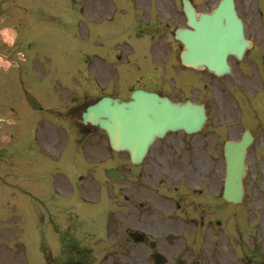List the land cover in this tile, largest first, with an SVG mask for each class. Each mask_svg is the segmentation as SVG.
Instances as JSON below:
<instances>
[{
    "label": "rangeland",
    "instance_id": "obj_1",
    "mask_svg": "<svg viewBox=\"0 0 264 264\" xmlns=\"http://www.w3.org/2000/svg\"><path fill=\"white\" fill-rule=\"evenodd\" d=\"M162 1L157 2L156 11L165 15L164 10L160 9L163 7ZM197 1L203 10L213 7L217 0ZM17 2L19 39L15 50L21 51L22 59L17 55L12 56L14 65L8 70H1L0 78V98L5 104V108L1 109L3 120L0 127L10 138L9 142L4 141L3 144L13 152L7 158L6 165L9 167H0V234H16L22 238L25 247H30L32 235L38 234L36 214L40 208L43 212L44 208H51L52 192H66L71 184L76 183L79 174L86 173L87 168L92 166H130L128 154L114 153L103 130L93 128L90 136L84 138L58 121L59 114L54 110H62L61 104L67 102L60 95L65 92L64 96L70 99L68 105L90 102L95 95L103 93L127 100L132 88H168L171 86L168 76L176 74L180 68L176 66L178 63L174 54L169 57L170 52L174 53L175 50L176 56L179 55L178 45L171 34L165 39L162 34L152 41L150 35L138 36L137 30L145 29L149 34V28L132 22L135 10L128 0ZM164 2L167 13L176 5L180 7L178 0ZM237 5L254 20L256 10L259 20L264 22V0H237ZM167 21L172 22L171 18ZM256 21L260 23L258 19ZM117 55H122V60L118 61ZM155 75L157 78L153 80ZM207 77L210 83L208 90L191 88L189 93L198 95V99L208 105L211 118L206 130L210 131L205 130L198 136L211 135L214 145L211 152H215V157H207L203 153L193 156L179 147L175 150L182 175L174 184L164 180L160 186L165 187L160 189L161 192L169 191L175 199L161 195L158 198L160 203H156L142 195L141 183L137 190H122L121 194L124 195L131 192L132 200L125 202L121 196L117 201L116 223L120 227L117 233L125 230L133 221L142 222L143 227L150 223L153 228L152 220L146 215L152 204V209L162 218L161 226L165 233L171 230L174 234H211L202 229L201 224L198 226V223L187 219L195 206L190 203L191 198L186 191H192L202 183L206 163L215 173V183L220 181L224 163L223 140H235L240 136L242 111L239 76L236 79L228 76L217 78L214 75ZM203 86L205 84L200 82L198 88L203 89ZM167 90L173 92L171 88ZM16 97L20 100L19 104ZM256 98H261L264 106V92ZM9 118L11 122H7ZM261 141L260 138L259 143ZM258 146V143L254 144L252 150H257ZM151 157L149 155V159ZM198 160L200 164H196ZM247 163V183H264V158H254L250 153ZM36 166L47 169L48 178L43 176L46 172L39 169L35 171L38 175L34 180L31 169ZM190 168L194 170L196 181L191 180ZM136 179L143 181L142 175H136ZM175 186L177 188L174 190ZM261 187L264 201V185ZM175 200L182 203L179 209ZM211 205H220V202L215 200ZM254 205L257 214L264 220V203ZM198 208L201 209L200 206ZM215 230V234H221L218 228Z\"/></svg>",
    "mask_w": 264,
    "mask_h": 264
},
{
    "label": "flooded vegetation",
    "instance_id": "obj_2",
    "mask_svg": "<svg viewBox=\"0 0 264 264\" xmlns=\"http://www.w3.org/2000/svg\"><path fill=\"white\" fill-rule=\"evenodd\" d=\"M134 1L129 0L130 3ZM11 2L12 0H0V53L2 50H8L4 53L13 59L12 56L17 53L15 49L19 34L16 27V2L14 6ZM141 10L145 11L144 15L149 19H134L137 24L149 25L152 15L156 16L155 24H160L157 18L159 15L162 16L161 20L164 22L160 25L164 26V30L172 31L177 26L187 24L182 7L170 8L167 13L163 5L166 13L163 15L162 12L153 11L151 3L148 2L141 4ZM238 13L244 20L246 36L251 40L252 46L246 49L241 59L231 57L230 63H235V66L231 65L234 73L237 68L244 100H242V131L249 128L254 137L252 145L254 143L259 145L257 150H252L251 145L248 154L251 153L254 158H258V156L264 157V151L260 150L264 145V120L256 118L254 107L248 123L245 103L250 98L252 102H256L258 99L256 97L264 92V23H257L240 8ZM168 18H171L172 22H168ZM7 25L15 30L16 36L12 43L5 38L2 29ZM178 44L180 48L181 42ZM173 54L175 61H180V55L176 56V52H170L169 57ZM206 71L201 72L203 78H206L204 75ZM184 74H187V69L182 67L176 72L179 83H181L180 77ZM204 84L208 88V84ZM155 91L167 94L173 100L188 98L187 89L177 88L171 93H166L160 88ZM16 102L17 104L20 102L17 97ZM4 106L0 98V115ZM20 109L25 112L22 105ZM77 110L78 108H74V111ZM69 112L70 108L61 121L76 128L81 127L80 118L76 113L71 117ZM7 122H11V118L7 119ZM260 138L261 143H259ZM177 146L193 156L203 153L207 157L209 155L215 157V152H211L214 145L209 134L204 137L168 134L154 143L150 151L152 157L147 165L127 167L126 171L119 168L126 174L121 183L107 175L108 169L112 167L89 168L88 172L79 174V182L72 184L66 192L61 193L56 190L55 193H51L53 201L51 208H44V212L40 209L36 214L38 234L32 235L30 247H25L22 238L16 234H0V264H157L158 254L162 255L161 264H264V220L257 214L254 205V203L261 205L264 203L261 194L263 190L261 186L264 183H247L246 179L243 199L241 203L234 204L215 193L221 184L215 183V173L207 163L204 166L202 183L192 191H186V195L191 198L190 203L195 206L187 219L198 223V226L201 224V228L210 231L211 234L165 233V229L161 226L162 218L160 219L159 214L152 209V204L147 209L146 215L152 220L153 228L150 223L143 227L142 222L133 221L121 234L117 233L115 230L117 201L119 190L124 188L125 182L127 190L130 188L137 190L141 183L142 195L152 201L155 200L156 203H160L158 198L161 195L172 198L169 191L161 192L160 189L165 187L160 188V186L164 180L174 184L182 175V167L179 169L178 157L174 151ZM200 163V160L196 162V164ZM39 169L38 166L31 169L34 180L38 175L35 171ZM40 170L47 171L43 167ZM136 175H142L144 182L136 179ZM43 176L48 178V173H43ZM195 176L192 170L191 180L196 181ZM153 182L157 184L154 185ZM222 186L224 188V183ZM131 195L130 192L125 200L131 202ZM215 200H218L220 205H211ZM177 206L179 209L182 203L178 202ZM199 206L201 209L198 208ZM216 228L221 234H215Z\"/></svg>",
    "mask_w": 264,
    "mask_h": 264
},
{
    "label": "water",
    "instance_id": "obj_3",
    "mask_svg": "<svg viewBox=\"0 0 264 264\" xmlns=\"http://www.w3.org/2000/svg\"><path fill=\"white\" fill-rule=\"evenodd\" d=\"M189 28H178L176 38L185 46L182 62L193 68H208L218 75L230 72L229 55L242 56L249 41L235 10L234 0H222L211 13L196 14L189 0H183ZM207 119L203 104L173 102L167 97L143 89L134 90L131 99L104 96L88 106L82 114L85 123L99 126L107 132L116 151L126 150L131 160L139 163L157 137L168 131H199ZM252 137L234 143L227 142L228 183L225 198L237 202L242 197V177L245 173L246 147ZM109 175L121 179L117 171Z\"/></svg>",
    "mask_w": 264,
    "mask_h": 264
}]
</instances>
